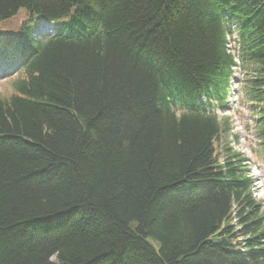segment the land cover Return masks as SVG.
I'll list each match as a JSON object with an SVG mask.
<instances>
[{
  "label": "trees",
  "instance_id": "16d2710c",
  "mask_svg": "<svg viewBox=\"0 0 264 264\" xmlns=\"http://www.w3.org/2000/svg\"><path fill=\"white\" fill-rule=\"evenodd\" d=\"M20 9L0 264H264L245 158L200 103L226 95L235 30L264 161V0H0V20Z\"/></svg>",
  "mask_w": 264,
  "mask_h": 264
},
{
  "label": "rangeland",
  "instance_id": "374dc122",
  "mask_svg": "<svg viewBox=\"0 0 264 264\" xmlns=\"http://www.w3.org/2000/svg\"><path fill=\"white\" fill-rule=\"evenodd\" d=\"M15 20H11L8 22L7 27L9 29L15 28ZM233 45L230 43V46ZM3 69L0 67V93H5V81L3 80L2 77L6 76L8 71L6 72H1ZM232 114V124H233V129L236 131H240L241 135H243V140L241 141V144L239 146V149L242 151L247 152V148L252 145V137H251V131H250V121H249V114L247 107L245 106H240L238 102H235V104L232 105V110L230 113ZM248 124V128H245V124ZM252 173L254 175V180H255V186H254V193L256 196L262 198L261 203L264 207V166L261 165L254 157H252Z\"/></svg>",
  "mask_w": 264,
  "mask_h": 264
},
{
  "label": "bare ground",
  "instance_id": "6f19581e",
  "mask_svg": "<svg viewBox=\"0 0 264 264\" xmlns=\"http://www.w3.org/2000/svg\"><path fill=\"white\" fill-rule=\"evenodd\" d=\"M234 224H237V222H234ZM240 240L242 239V238H239ZM244 247V245L242 246V248Z\"/></svg>",
  "mask_w": 264,
  "mask_h": 264
}]
</instances>
